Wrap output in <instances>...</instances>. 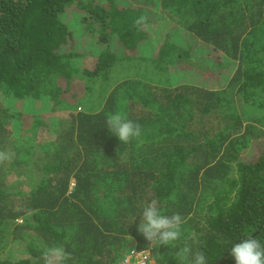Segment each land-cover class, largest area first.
Here are the masks:
<instances>
[{
    "label": "trees",
    "instance_id": "trees-1",
    "mask_svg": "<svg viewBox=\"0 0 264 264\" xmlns=\"http://www.w3.org/2000/svg\"><path fill=\"white\" fill-rule=\"evenodd\" d=\"M152 31V52L130 55ZM174 64L199 83H173ZM9 100L40 107L24 114ZM117 112L139 138L109 132ZM48 129L56 138L39 142ZM260 138L264 0H0V151L12 154L0 163V264H44L53 245L71 253L66 264H119L149 249L137 227L153 199L184 223L152 264H180L185 243L207 264H235V244L264 242V144L240 157ZM9 172L29 175L27 188Z\"/></svg>",
    "mask_w": 264,
    "mask_h": 264
},
{
    "label": "clouds",
    "instance_id": "clouds-1",
    "mask_svg": "<svg viewBox=\"0 0 264 264\" xmlns=\"http://www.w3.org/2000/svg\"><path fill=\"white\" fill-rule=\"evenodd\" d=\"M107 129L115 135L122 144L141 136V125L128 119L122 113L109 114L106 119ZM12 154L0 151V163L11 161ZM183 217L179 213L162 214L158 201L153 199L143 208L137 230L149 242V250L153 246L174 245L181 238ZM180 264H207L206 255L202 251L192 252L185 245L175 252ZM235 264H264V242L249 236L235 244L229 253ZM44 264H66L71 259V253L62 245H53L43 253Z\"/></svg>",
    "mask_w": 264,
    "mask_h": 264
},
{
    "label": "rangeland",
    "instance_id": "rangeland-1",
    "mask_svg": "<svg viewBox=\"0 0 264 264\" xmlns=\"http://www.w3.org/2000/svg\"><path fill=\"white\" fill-rule=\"evenodd\" d=\"M154 18H155V20H157V17L156 16H154ZM155 23H156V25L158 27H160L162 25V23L159 20H157ZM167 29L170 30L171 27H169ZM158 35H159V33L154 34V32L152 31L150 33L149 37H148V40L147 41H144L145 43L142 42L143 44L140 43V46H138V49L136 51H132V52L128 51V52L130 53V55H138V54L144 55L146 53L152 52V47H153L154 43L156 42ZM172 39L176 43H178L180 45H182L183 44V41H185L184 40L185 37L183 36V33L181 31L180 32H177L176 33V37H174ZM187 42L192 43V47H194V48L198 47L199 50H201L202 52H204V54H203L204 57H206V56L209 55V52L207 51V48L205 49L204 46H203V44H201L199 42H196L192 38L190 40H187ZM196 44H197V46H196ZM190 70L193 71V74L190 72ZM178 71H181L182 74L179 75V72ZM169 72H170L171 81L173 83H175L177 80L179 81V80H188V79L191 80L190 81L191 83H199L198 82V79L196 78V76L199 73L196 72V71H194L193 69L188 68V67L182 68L180 65L174 64L169 69ZM218 76H219L220 80L223 82L226 78H228L230 76L229 69H228V71H222V70L219 71L218 72ZM206 77L207 76H204V79H206ZM80 88L81 87L78 86L76 89H73V92H72V88H71L70 94L69 93L67 94L68 97L71 100L77 99V95H79V93L81 91ZM73 94H76V95L73 96ZM8 104H9L11 110L12 109H15V110H18V111H22L24 114L33 113L32 112L33 110L36 109V111H37L38 108L40 107L39 102L31 101V100H29L27 102H23V101H20V100H9L8 101ZM40 112L45 113V114L42 115V117H43V119H45L47 121L49 119H52L53 117L55 118L56 116L60 120H63L65 118L63 115H61V112H58V111H55L54 113H49V112L47 113V112L41 110ZM55 128L56 129L59 128V125L58 126L55 125ZM41 135H42V138H39L38 139L39 142H44V141H47V140H54L56 138V134L53 131V129L52 130H49V129L48 130H45L44 132L41 133ZM263 144H264V140L262 138H260L258 140H252L250 142L249 146L241 152L240 157L243 158L246 161H254L256 159L259 151H261L263 149ZM1 165H3L5 167V166L8 165V163L6 161H4L3 163H1ZM29 177L30 176L28 175L24 179H20L19 177H15L13 175V172H9V174L7 176V183L8 182H10V183L13 182L12 184H15L16 186L19 185L23 189H26L27 188L26 187V182H27V179H29ZM156 246H153L151 248V250H149V249L146 250V252H148L149 255L151 256V261H150L149 264H152V256L156 252ZM129 247H131V245ZM126 253H127V251H126ZM126 256H128V254Z\"/></svg>",
    "mask_w": 264,
    "mask_h": 264
},
{
    "label": "built area",
    "instance_id": "built-area-1",
    "mask_svg": "<svg viewBox=\"0 0 264 264\" xmlns=\"http://www.w3.org/2000/svg\"><path fill=\"white\" fill-rule=\"evenodd\" d=\"M151 261V256L145 251H135L132 250L130 255L127 256L125 260L119 264H149Z\"/></svg>",
    "mask_w": 264,
    "mask_h": 264
}]
</instances>
